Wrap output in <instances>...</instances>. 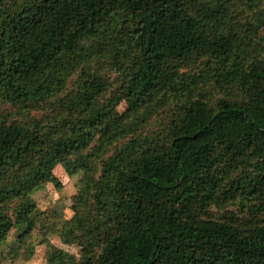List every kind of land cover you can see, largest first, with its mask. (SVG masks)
<instances>
[{"label": "trees", "instance_id": "1", "mask_svg": "<svg viewBox=\"0 0 264 264\" xmlns=\"http://www.w3.org/2000/svg\"><path fill=\"white\" fill-rule=\"evenodd\" d=\"M233 1L0 0V98L39 112L0 118V243L33 223L29 195L60 163L86 170L62 231L82 256L53 248L47 264H264V49L251 54L259 24L238 30ZM199 56L237 96H202L206 72L180 71ZM99 57L119 82L85 69L60 96ZM172 102L164 130L118 144L128 115ZM238 197L250 212L228 208Z\"/></svg>", "mask_w": 264, "mask_h": 264}, {"label": "rangeland", "instance_id": "2", "mask_svg": "<svg viewBox=\"0 0 264 264\" xmlns=\"http://www.w3.org/2000/svg\"><path fill=\"white\" fill-rule=\"evenodd\" d=\"M230 19L243 34L259 24L257 32L252 36L251 54L256 55L264 49V0H234ZM249 23H252V27ZM111 60L109 57H99L81 65L71 76L67 89L60 96L76 87L85 69L102 74L115 86L119 82V72L117 67L111 64ZM210 62L208 56H199L197 60L183 64L180 71L184 73L206 72L204 75L205 81L200 83L199 92L210 104H215L221 97L237 96L239 93L238 88L228 86L222 82L216 75V71L211 69L212 66H215L214 63L211 66ZM150 107L152 112L146 122L143 121L146 112L144 108H141L135 115L132 113L127 116L126 121L129 125L130 123L133 124L135 130L118 144L132 136L155 135L164 130L170 114L174 110L175 103L172 102L164 107L154 105H150ZM126 109L127 104L124 101L117 107L118 112L121 114ZM4 114H10V118L26 119L29 115H36L39 112L31 110L20 113L17 106L0 98V118ZM96 162L99 166L101 159H97ZM53 172L59 183L56 185L53 182H48L29 195L36 203V210L33 212V223L24 228L12 227L6 239L0 243V264H47L49 252L53 248L64 250L68 254L74 255L76 259L82 256V246L74 240L66 242L62 237V231L65 221L75 215V206L80 203L83 204L80 189L86 177V170L82 169L75 174H69L65 167L59 163ZM87 198L90 200V196ZM243 200L241 197L236 198L229 204L228 208L244 214L250 212L251 206L249 204L251 202H243ZM19 203V199H14L3 210L14 218L13 215ZM213 210L217 215H221L224 211L218 208Z\"/></svg>", "mask_w": 264, "mask_h": 264}]
</instances>
